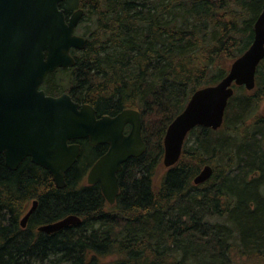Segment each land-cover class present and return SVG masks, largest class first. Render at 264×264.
Returning <instances> with one entry per match:
<instances>
[{
  "label": "trees",
  "instance_id": "1",
  "mask_svg": "<svg viewBox=\"0 0 264 264\" xmlns=\"http://www.w3.org/2000/svg\"><path fill=\"white\" fill-rule=\"evenodd\" d=\"M62 7L67 15L84 11L77 31L86 48L72 50L75 67L48 75L41 89L67 93L98 117L138 111L147 150L123 165L114 205L82 181L105 146L79 142L81 158L62 190L30 159L11 171L0 155V264H264V60L253 92L235 88L222 128L191 131L179 163L158 179L168 127L194 92L217 85L250 48L264 0H66ZM206 165L212 178L195 186ZM255 172L260 177L250 179ZM68 216L81 225L38 231Z\"/></svg>",
  "mask_w": 264,
  "mask_h": 264
},
{
  "label": "water",
  "instance_id": "2",
  "mask_svg": "<svg viewBox=\"0 0 264 264\" xmlns=\"http://www.w3.org/2000/svg\"><path fill=\"white\" fill-rule=\"evenodd\" d=\"M66 0H0V155L6 166L16 171L26 160L45 169L57 189L67 187L66 175L81 155L79 144L108 146V152L88 174L90 185H100L103 196L114 205L120 192L118 174L130 159L142 157L147 145L142 138L138 111L126 109L115 117H97L96 110L81 105L64 93L48 96L41 87L48 75L76 65L72 50L84 51L87 41L77 34L84 11L69 16L62 7ZM264 60V10L254 24L250 48L231 65L217 85L194 92L184 111L168 127L164 138L162 168L176 166L185 141L196 128L218 131L235 94V87L247 92L256 88V73ZM264 112V108H263ZM131 127L125 135V128ZM205 166L194 179L195 186L213 176ZM38 207L35 201L21 220L26 229ZM76 216L38 228L40 233L56 234L81 225Z\"/></svg>",
  "mask_w": 264,
  "mask_h": 264
},
{
  "label": "flooded vegetation",
  "instance_id": "3",
  "mask_svg": "<svg viewBox=\"0 0 264 264\" xmlns=\"http://www.w3.org/2000/svg\"><path fill=\"white\" fill-rule=\"evenodd\" d=\"M119 114V113H118ZM118 114H116V115H114V116H110V117H115V116H117ZM98 117V116H97ZM98 118H100V117H98ZM130 130H131V127L130 126H127L126 128H125V132H124V134L125 135H128L129 133H130ZM82 141H86L89 145H90V143H89V140H81V141H78V142H71L70 144H79L80 145V143L79 142H82ZM81 146V145H80ZM91 146V145H90ZM93 148H95V146H92ZM106 147V151H105V153L103 154V155H105L107 152H108V150H109V147L108 146H105ZM81 154H82V147H81ZM102 155V156H103ZM102 156H100L95 162H94V164L102 157ZM81 158V155H80V157H79V159ZM78 159V160H79ZM134 159V158H133ZM129 161V160H128ZM94 164L92 165V167L94 166ZM92 167L89 169V171L87 172V174H86V176L82 179V181L83 182H85L86 183V185H88V186H99L100 187V185H90L89 183H88V174H89V172H90V170L92 169ZM260 177V173H258V172H255V173H253L251 176H250V179H256V178H259ZM263 188V187H262ZM261 188V189H262ZM101 189V188H100Z\"/></svg>",
  "mask_w": 264,
  "mask_h": 264
},
{
  "label": "rangeland",
  "instance_id": "4",
  "mask_svg": "<svg viewBox=\"0 0 264 264\" xmlns=\"http://www.w3.org/2000/svg\"><path fill=\"white\" fill-rule=\"evenodd\" d=\"M77 33H78V31H77ZM263 108H264V101H263V103H262V105H261V112H262V114L264 115V112H263ZM86 158L88 159V152L86 153ZM165 173V170L163 169V168H161V171H160V174H159V176H158V179L163 175ZM262 188V187H261ZM262 191H263V193H264V187L262 188ZM48 264H50V263H48ZM52 264H53V262H52Z\"/></svg>",
  "mask_w": 264,
  "mask_h": 264
},
{
  "label": "bare ground",
  "instance_id": "5",
  "mask_svg": "<svg viewBox=\"0 0 264 264\" xmlns=\"http://www.w3.org/2000/svg\"><path fill=\"white\" fill-rule=\"evenodd\" d=\"M206 166H207V165H206ZM204 167H205V166H204ZM204 167H203V168H204ZM203 168H202V169H203ZM202 169H201V171H202ZM201 171H200V172H201ZM200 172H199V173H200ZM198 175H199V174H198ZM198 175H197V176H198ZM197 176H196V177H197ZM196 177H195V178H196ZM195 178H194V179H195ZM249 178H250V177H249ZM193 184H194V180H193ZM194 185H195V184H194ZM43 234H44V233H43ZM45 235H47V234H45Z\"/></svg>",
  "mask_w": 264,
  "mask_h": 264
}]
</instances>
